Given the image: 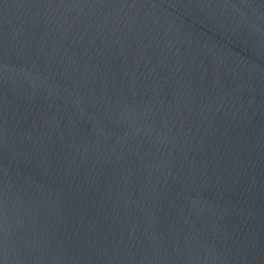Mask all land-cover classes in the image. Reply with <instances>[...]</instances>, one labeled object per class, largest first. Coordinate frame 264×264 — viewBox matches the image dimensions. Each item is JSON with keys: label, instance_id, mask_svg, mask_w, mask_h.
Wrapping results in <instances>:
<instances>
[{"label": "water", "instance_id": "1", "mask_svg": "<svg viewBox=\"0 0 264 264\" xmlns=\"http://www.w3.org/2000/svg\"><path fill=\"white\" fill-rule=\"evenodd\" d=\"M0 264H264V0H0Z\"/></svg>", "mask_w": 264, "mask_h": 264}]
</instances>
